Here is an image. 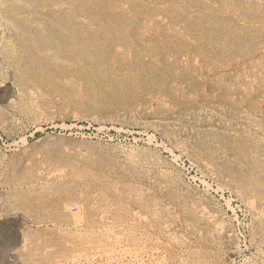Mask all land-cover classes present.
I'll return each instance as SVG.
<instances>
[{
    "label": "rangeland",
    "instance_id": "374dc122",
    "mask_svg": "<svg viewBox=\"0 0 264 264\" xmlns=\"http://www.w3.org/2000/svg\"><path fill=\"white\" fill-rule=\"evenodd\" d=\"M0 264H264V0H0Z\"/></svg>",
    "mask_w": 264,
    "mask_h": 264
},
{
    "label": "bare ground",
    "instance_id": "6f19581e",
    "mask_svg": "<svg viewBox=\"0 0 264 264\" xmlns=\"http://www.w3.org/2000/svg\"><path fill=\"white\" fill-rule=\"evenodd\" d=\"M60 3H57V5L54 6V10L58 11V12H62V9L63 7L61 5H58ZM65 15V14H64ZM68 15V14H67ZM63 16V15H62ZM63 18V17H62ZM66 18L68 19V22L66 23V25L64 26V30H61V31H58L57 32H60V34H70L72 36H74L78 30V18H77V13H76V10H73L72 14L66 16ZM66 21V20H65ZM65 23V22H63ZM59 24V23H58ZM57 25V23H56ZM62 25V23H61ZM61 27V26H60ZM63 27V26H62ZM56 28V27H55ZM60 29V28H58ZM63 29V28H62ZM67 29V30H66ZM68 35H64L63 36V39L65 37H67Z\"/></svg>",
    "mask_w": 264,
    "mask_h": 264
}]
</instances>
